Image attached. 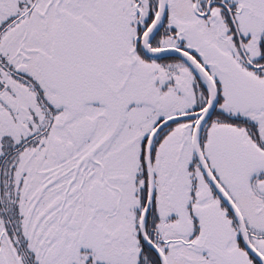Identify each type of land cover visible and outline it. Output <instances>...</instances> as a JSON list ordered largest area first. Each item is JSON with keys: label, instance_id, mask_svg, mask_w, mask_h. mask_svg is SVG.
Wrapping results in <instances>:
<instances>
[{"label": "snow or ice", "instance_id": "1", "mask_svg": "<svg viewBox=\"0 0 264 264\" xmlns=\"http://www.w3.org/2000/svg\"><path fill=\"white\" fill-rule=\"evenodd\" d=\"M0 264H264V0H0Z\"/></svg>", "mask_w": 264, "mask_h": 264}]
</instances>
